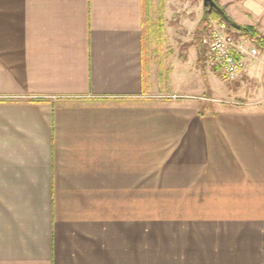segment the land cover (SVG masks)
I'll return each instance as SVG.
<instances>
[{"label": "crops", "instance_id": "1", "mask_svg": "<svg viewBox=\"0 0 264 264\" xmlns=\"http://www.w3.org/2000/svg\"><path fill=\"white\" fill-rule=\"evenodd\" d=\"M220 5L264 37V0ZM187 21L186 0H0V264H264V106L217 102Z\"/></svg>", "mask_w": 264, "mask_h": 264}, {"label": "rangeland", "instance_id": "2", "mask_svg": "<svg viewBox=\"0 0 264 264\" xmlns=\"http://www.w3.org/2000/svg\"><path fill=\"white\" fill-rule=\"evenodd\" d=\"M217 1L221 4V2H225L226 0H217ZM205 9L206 7L203 4V0H186V13H187V19L189 21H187L186 27L184 28L180 27L178 29L175 28V32H173L172 35H174L175 37H177L178 35H185L187 39L185 47L187 50H191L194 47H196L200 36L203 33L207 32V30L219 24L212 21L211 23H209L210 27L209 26L203 27L202 25L194 27L193 25L194 19L198 18V13H200L201 16L203 17L205 13ZM260 15L261 13L258 14V16ZM260 19H262L261 21L259 20L260 25L264 26V18L260 17ZM227 30L228 33H231L236 40L243 41L242 37H244L245 35L243 31H239L234 27H230L228 25H227ZM144 47H145L144 58H145V75H146L148 73L147 67L149 64V50H150L149 33L147 32L146 29H145V37H144ZM188 58L189 57H187V61L189 62ZM263 59H264V50L263 49L258 50L257 58L252 60V62H255L254 64L256 65V68L252 71V69L248 68L249 65H247L246 71L247 69H249L248 72L245 71L241 77L233 81H227L226 79H223V77L219 74L220 72L218 71L219 73L216 74L219 82L221 83V90L217 91V95H218L217 102L220 105L226 107H243V106L245 107L254 104L264 106V60ZM154 63L156 66L154 68L155 74L156 73L158 74L159 60L155 59ZM207 65H205L207 70L208 69L211 70V68L214 69V67H211L209 65L208 67ZM194 81H195V83H193L194 90H196V92L192 93L193 96H195V98L197 97L199 99L200 98L205 99L204 96L206 95L205 93L208 91V88L203 87L204 80L200 76L199 83H197L195 79ZM187 84H189V82H187ZM197 85H201V88Z\"/></svg>", "mask_w": 264, "mask_h": 264}, {"label": "built area", "instance_id": "3", "mask_svg": "<svg viewBox=\"0 0 264 264\" xmlns=\"http://www.w3.org/2000/svg\"><path fill=\"white\" fill-rule=\"evenodd\" d=\"M205 62L233 81L246 71L248 62L256 59L258 50L246 41H238L222 22L200 36Z\"/></svg>", "mask_w": 264, "mask_h": 264}, {"label": "trees", "instance_id": "4", "mask_svg": "<svg viewBox=\"0 0 264 264\" xmlns=\"http://www.w3.org/2000/svg\"><path fill=\"white\" fill-rule=\"evenodd\" d=\"M217 2V1H216ZM218 3V2H217ZM222 9L225 10V8L222 6ZM205 12L207 15L213 16L215 19L226 22L228 26L237 28L241 31L244 32V34L250 39L254 40L257 44L264 46V37L256 30L255 27L252 26H245V25H240L237 22H235L231 16L228 15V13L225 11L224 15H221L217 11H212L209 13L207 11V8L205 9ZM203 27L209 26V19H204L202 23ZM210 27V26H209ZM207 30V29H206ZM159 35L163 37L164 32L163 28L160 29ZM262 42V44H261Z\"/></svg>", "mask_w": 264, "mask_h": 264}, {"label": "water", "instance_id": "5", "mask_svg": "<svg viewBox=\"0 0 264 264\" xmlns=\"http://www.w3.org/2000/svg\"><path fill=\"white\" fill-rule=\"evenodd\" d=\"M203 4L209 13L212 11H217L221 15H224L225 13V10L222 9V6L217 3L216 0H203Z\"/></svg>", "mask_w": 264, "mask_h": 264}]
</instances>
